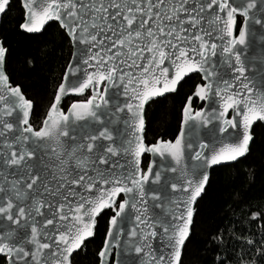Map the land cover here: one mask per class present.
<instances>
[{"label": "snow or ice", "instance_id": "1", "mask_svg": "<svg viewBox=\"0 0 264 264\" xmlns=\"http://www.w3.org/2000/svg\"><path fill=\"white\" fill-rule=\"evenodd\" d=\"M22 6L20 34L58 22L74 59L34 129L33 103L5 74L12 52L0 42V264H78L77 250L87 248L100 220L106 232L94 264H106L113 251L124 258L110 264H131L133 252L137 264H192L193 250L207 253L208 237L217 238L199 218L213 188V166L248 160L252 127L264 125V94L246 76L264 77V67L246 68L242 60L247 22L264 30L250 14L256 0H23ZM11 10L10 0H0V14ZM259 10L264 13V0ZM237 15L243 22L234 34ZM189 73L199 82L183 103L180 134L146 144L140 135L146 102L175 91ZM115 87L126 98L119 105L106 98ZM66 92L87 99L60 111ZM197 99L211 110H194ZM117 121L124 127L114 135ZM214 121L213 136L217 128L222 134L235 129L220 147L199 136ZM142 153L153 157L146 170ZM257 216L264 220L253 211ZM154 240L162 245L159 254L151 251ZM255 258H264V249Z\"/></svg>", "mask_w": 264, "mask_h": 264}, {"label": "trees", "instance_id": "2", "mask_svg": "<svg viewBox=\"0 0 264 264\" xmlns=\"http://www.w3.org/2000/svg\"><path fill=\"white\" fill-rule=\"evenodd\" d=\"M10 4L12 10L3 14L0 20V40L7 42L12 52L4 69L11 84L22 87V93L33 102L30 124L37 128L61 81L70 58L71 45L69 39L64 40L57 33L59 25L56 22L47 24L39 34H20L18 21L23 12L20 0H10ZM240 21L238 18L237 26ZM197 82L198 74H191L182 80L174 93L146 105V143L175 138L183 103ZM86 97L85 94L78 98L68 97L62 107ZM201 106L197 99L193 108ZM252 135L248 160L238 165L232 163L234 167H214L213 188L210 196L201 202L199 218L201 228L215 233L217 238L208 237L212 243L205 245L207 253L204 247L193 250L189 257L192 264H213L218 259H223L224 264H264V258L254 259L256 250L264 249V220L260 216L255 220L252 217L253 211L264 214V126L256 123ZM147 161L148 157L143 156L144 168ZM105 232L106 222L100 220L87 248L79 250L78 264H94ZM249 241H252L251 245Z\"/></svg>", "mask_w": 264, "mask_h": 264}, {"label": "water", "instance_id": "3", "mask_svg": "<svg viewBox=\"0 0 264 264\" xmlns=\"http://www.w3.org/2000/svg\"><path fill=\"white\" fill-rule=\"evenodd\" d=\"M41 2H43V0H41ZM259 2L260 0H256V5L257 7L252 9L250 11V14H255L256 18L257 19H260L262 21V23H264V13L260 12L259 10ZM20 3H21V7L23 9V0H20ZM3 14H0V20H1V17H2ZM238 18H241L239 17V15H237V18H236V26L234 28V34H238V28L239 26H237V21H238ZM50 22H55V21H48L46 22V24L44 26H42L41 28V31L45 28V26L47 24H49ZM242 18H241V21L240 23H242ZM58 24V22H56ZM59 25V24H58ZM240 25V24H239ZM246 50L244 52V55L242 56V60L244 61L245 63V66L246 68H261V67H264V40H260L258 39L260 36H264V30L261 29V27L259 25H256L255 23H253L251 20L247 22L246 24ZM39 34V33H38ZM70 41V45H71V54H70V58H69V61L64 69V72L62 74V77H61V81H65L67 78L65 77L64 73L65 71L67 70L68 66H69V62L73 61V55H72V41L69 39ZM1 42V40H0ZM216 59L217 61L219 60L218 57L214 58ZM5 67V64L3 65V68ZM6 74V72H5ZM7 75V74H6ZM189 75H191V73L187 74L184 78L181 79V81H178L177 83V86H176V89L175 91L177 90V87L179 86V84L182 82V80H184L186 77H188ZM231 75V73H229V76ZM246 76H250L252 77L253 81H254V84H255V88H254V91H259L261 94H264V77H261L260 75H257L255 74L254 72L252 71H246ZM60 81V82H61ZM11 83V82H10ZM12 86H17V85H13L11 84ZM59 85V84H58ZM250 87H252L253 85L250 84L249 85ZM58 87V86H57ZM56 87V88H57ZM103 90V89H102ZM89 92L90 93V90H86V92ZM123 91L122 88H119V87H115V88H110L106 91V98L109 100L110 104H112V102H115L117 105H119L120 102L124 101L126 98L124 96H122L120 93ZM175 91L173 92H169V93H165L163 94V96H158V97H155V98H152V100L154 99H157V98H161V97H164L166 95H169V94H172L174 93ZM23 94V93H22ZM84 94H70V93H65L64 96L62 97V103L60 105V111H67V107L72 103V102H77V101H81V100H85L87 99V97L85 99H75L73 100L66 108H63L62 105H63V101L68 98V97H74V98H78V97H81L83 96ZM54 98V96H53ZM187 102V101H186ZM199 103L202 104V106L200 108H205L207 110H211L210 106L208 105L207 102H200L198 100ZM33 103V102H32ZM149 102H146V105L148 104ZM51 106V104H50ZM49 106V107H50ZM48 107V108H49ZM146 108V106H145ZM33 109V108H32ZM32 109H30V117H31V113H32ZM198 109V108H196ZM48 110V109H47ZM195 110V108H194ZM126 111V110H125ZM47 113V111H46ZM46 115V114H45ZM30 117H29V120H30ZM142 117L144 118L145 120V111L142 113ZM121 118H123V116L121 115ZM226 118H232V113H231V109L229 110L228 113H226ZM183 119V109H182V113H181V120ZM180 120V121H181ZM43 121V120H42ZM217 122H213V124H210L208 125L207 127H201L200 129V132H199V136H200V139L206 143V144H211L213 140H216L217 143H216V147H220L222 146V143L224 142H228L230 137L235 133V129H227L226 130V133H219L218 131V128L215 130V136L212 135V133L210 132V129H212L213 125L216 124ZM258 123V122H257ZM42 124V123H41ZM256 123H254L255 125ZM253 125V126H254ZM32 126V125H31ZM264 126V125H263ZM33 127V126H32ZM124 127V125L117 121L113 126H112V131H113V134L114 135H117L120 133V130ZM34 128V127H33ZM253 128V127H252ZM36 129V128H34ZM144 129H145V126H144ZM144 129L143 131L140 133V135L142 136V139L143 141L145 142V139H144ZM252 131V130H251ZM180 134V125H179V130L177 132L176 135ZM253 136V135H252ZM223 138V139H221ZM175 139V138H174ZM173 140H168V141H174ZM161 140V139H160ZM146 143V142H145ZM147 144V143H146ZM251 144V142H250ZM147 156L148 157V161L149 160H152L153 157H152V154L151 153H142V156H141V161L143 160V156ZM51 159L53 160L54 163H58V161H56L55 157H51ZM114 161L119 159V157H113L112 158ZM160 158L159 157H156L155 158V161L153 162V168L155 169L157 163L159 162ZM147 161V162H148ZM121 163H123L124 161L121 160L120 161ZM169 166H171V161L169 159V161L167 162ZM186 164H190L192 163L191 160H190V157H188L185 161ZM230 164L232 163H235V162H229ZM213 167H217V166H213ZM147 168V165L146 167L144 168L146 170ZM50 171H51V168H50ZM168 175H171V174H168ZM146 187H151L150 184H147ZM168 192H171V189L168 188L167 189ZM153 211L156 212V213H161L162 212V209H155L153 208ZM121 228L124 229L125 233L127 231V229L130 227L129 223L127 221H125L124 223H122L121 225ZM91 239V238H89ZM162 247V245L160 244L159 240H154L153 241V247L151 249L152 252H155L157 254H159V251H160V248ZM79 251V250H77ZM124 257L121 255V256H117L115 254V251H113V253L110 254V257H109V261L106 262V264H110V262L112 260H117V259H123ZM128 259L131 261V264H137V260H138V257H137V254H135L134 252L131 254L130 257H128Z\"/></svg>", "mask_w": 264, "mask_h": 264}, {"label": "rangeland", "instance_id": "4", "mask_svg": "<svg viewBox=\"0 0 264 264\" xmlns=\"http://www.w3.org/2000/svg\"><path fill=\"white\" fill-rule=\"evenodd\" d=\"M46 114V113H45Z\"/></svg>", "mask_w": 264, "mask_h": 264}]
</instances>
